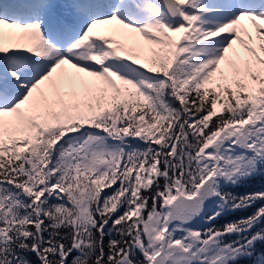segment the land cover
<instances>
[{
    "label": "trees",
    "instance_id": "obj_1",
    "mask_svg": "<svg viewBox=\"0 0 264 264\" xmlns=\"http://www.w3.org/2000/svg\"><path fill=\"white\" fill-rule=\"evenodd\" d=\"M189 64L151 56L140 69L148 94L122 82L106 85L84 103L85 120L37 137L34 128L28 136L19 127L10 134L0 150V264H163L211 240L241 252L226 264L264 258V160L243 182L218 189L228 211L215 218L204 211L182 234L166 226L150 248L146 222L170 198L169 189L177 184L181 195L194 193L206 140L240 121L264 91L260 68L251 69L256 87L242 76L206 88ZM95 132L115 134L117 145L132 150L105 172H76L63 147L72 136Z\"/></svg>",
    "mask_w": 264,
    "mask_h": 264
},
{
    "label": "rangeland",
    "instance_id": "obj_2",
    "mask_svg": "<svg viewBox=\"0 0 264 264\" xmlns=\"http://www.w3.org/2000/svg\"><path fill=\"white\" fill-rule=\"evenodd\" d=\"M4 1L0 0V7ZM230 1L163 0L168 15L177 9L174 18L161 12L154 0H94L92 7L75 0H34L25 10L37 12L35 18L25 19V14L17 20L1 14L0 73L13 75L15 57L26 56L30 60L23 70L38 73L27 80L13 78L17 97L0 102V150L18 127L25 136L34 128L32 136L37 137L85 120L84 103L103 86L116 88L122 81L137 84L147 94L129 63L144 66L151 56L176 53L190 63L195 79L206 88H219L242 76L256 87L251 69L260 68L264 78V0ZM85 8L95 13L89 15ZM55 11L68 12L73 22L74 33L64 35L63 41L43 33ZM10 88L0 85V101ZM53 102L58 103L59 112ZM93 114L100 116L97 109ZM240 119L225 125L202 146L197 156L201 180L194 193L181 195L175 184L161 210L148 219L150 248L157 241L156 231L166 226L182 234L202 212L215 218L228 211L226 201L217 197L218 189L238 184L257 171L264 160V91L253 98L247 115ZM95 133L97 137L72 136L63 147L65 161L76 172H105L132 150V145H117L115 134ZM4 240L5 230L0 227V242ZM189 246L190 256L168 258L163 264H226L241 254L238 249L225 250L215 240ZM254 264H264V258Z\"/></svg>",
    "mask_w": 264,
    "mask_h": 264
},
{
    "label": "bare ground",
    "instance_id": "obj_3",
    "mask_svg": "<svg viewBox=\"0 0 264 264\" xmlns=\"http://www.w3.org/2000/svg\"><path fill=\"white\" fill-rule=\"evenodd\" d=\"M15 0H12L10 1L9 5L7 7V9L4 10V12L8 15H10L11 17H19V9L21 7H24V3L23 5H16L14 3ZM23 0H18V2H22ZM28 1L29 3H32L34 0H26ZM75 1H81L86 7H92L93 6V3H94V0H75ZM231 3H240V2H243V0H231L230 1ZM222 4H225L224 2H220V5ZM75 5V4H74ZM248 5V4H245V6ZM76 9H78V7L75 5ZM225 8H228V7H225ZM1 9V7H0ZM87 9V8H85ZM93 9H97V7H94ZM89 10V8H88ZM92 10V9H91ZM95 11V10H94ZM100 12V11H99ZM99 12H97L96 14H98ZM36 12L32 11L30 13V15H35ZM96 14L94 16H96ZM89 15H92L90 12H89ZM57 24H54V15L52 17V19L50 20V22L48 23L47 27L45 28V32H43L46 36H51V38H54V37H57L59 38L60 40H64V31H66V34L68 35H72L73 30L66 27L65 23L62 22L60 25H59V28H57ZM61 34V36H60ZM17 61H13L15 63V68H13L14 70V74L13 75H8L7 77L4 76V74L0 73V85L2 87L6 86V85H10L11 86V89L10 90H14V93L16 95V92H18V89L16 88V85L14 84L13 82V78L15 77H19L21 80H27L29 79L30 77H32L33 75L36 76L37 75V71H33L32 69L28 70V71H24L23 67H25L24 65L27 64V62L30 60L29 57H15ZM14 95V96H15ZM3 101V100H2ZM6 101V100H4Z\"/></svg>",
    "mask_w": 264,
    "mask_h": 264
},
{
    "label": "water",
    "instance_id": "obj_4",
    "mask_svg": "<svg viewBox=\"0 0 264 264\" xmlns=\"http://www.w3.org/2000/svg\"><path fill=\"white\" fill-rule=\"evenodd\" d=\"M161 0H158L157 2L162 6V8L164 9V10H166V11H168V8H167V5L166 4H164L162 1L160 2ZM163 3V4H162ZM166 6V7H165ZM175 8V7H174ZM171 14V17H175L177 14H178V11H177V9H175V12L172 14V13H170Z\"/></svg>",
    "mask_w": 264,
    "mask_h": 264
}]
</instances>
